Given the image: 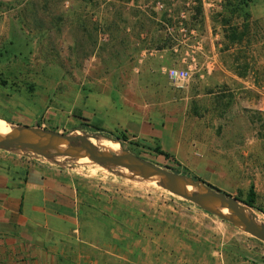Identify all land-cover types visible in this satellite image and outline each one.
I'll return each mask as SVG.
<instances>
[{
	"label": "rangeland",
	"instance_id": "374dc122",
	"mask_svg": "<svg viewBox=\"0 0 264 264\" xmlns=\"http://www.w3.org/2000/svg\"><path fill=\"white\" fill-rule=\"evenodd\" d=\"M199 5L203 27L192 19ZM234 5V0H0V80L6 83L0 84V120L14 127L82 134L72 130L84 114L90 125H104L120 137L122 131L113 125L118 116H126L118 109H127L171 122V128L184 133L193 128L205 135L207 147L184 142L176 152L168 151L188 167H177L176 160L155 152L158 141L148 146L127 137L119 144L141 159L183 168L241 199L253 186L257 210H245L260 213L264 224V0L246 8V20L240 12L231 13ZM112 22L118 29L112 30ZM202 65L209 77L223 74L217 70L224 65L251 82L248 105L241 102L237 115L202 113L201 89L194 94L198 108L192 109L190 93L199 86ZM170 68L190 69L188 90L172 86L166 75ZM217 86L202 91L229 100V91ZM100 140L108 141L93 139ZM54 159L93 174L98 187L111 189L120 202L139 203L149 218L171 220L175 253L190 263L264 264V243L156 182L116 167ZM167 228L165 223L159 227Z\"/></svg>",
	"mask_w": 264,
	"mask_h": 264
},
{
	"label": "crops",
	"instance_id": "0c3cea01",
	"mask_svg": "<svg viewBox=\"0 0 264 264\" xmlns=\"http://www.w3.org/2000/svg\"><path fill=\"white\" fill-rule=\"evenodd\" d=\"M219 68L223 74L209 77L202 65L199 86H191L192 109L198 108L194 94L201 89L202 113L237 115L241 102L248 105L253 86L224 65ZM211 85L229 91L230 99L221 102L214 94L206 95L202 89ZM118 110L126 116H118L113 128L130 139L148 146L158 141L169 155L184 142L191 148L207 147L205 135L193 128L184 133L171 128V122ZM175 160L180 167L189 166ZM92 175L54 158L30 164L17 153L0 149V264H192L175 253L178 244L171 220H164L168 231H161L163 222L149 218L139 203L120 202L111 189L98 187ZM184 246L185 242L180 248L185 250ZM189 255L200 260V255Z\"/></svg>",
	"mask_w": 264,
	"mask_h": 264
},
{
	"label": "water",
	"instance_id": "95a60500",
	"mask_svg": "<svg viewBox=\"0 0 264 264\" xmlns=\"http://www.w3.org/2000/svg\"><path fill=\"white\" fill-rule=\"evenodd\" d=\"M4 122L9 126V131L0 134V149L2 150L29 151L45 159L58 157L67 159L72 163L89 161L100 165L101 168L106 170L113 167L126 170L143 181L156 182L173 196L194 204L201 210L218 217L257 241L264 243V224L257 217V214L260 213L254 211V214H248L245 207L251 210L252 208L244 205L235 196L206 185L202 180H195L159 167L122 148V153L117 154L96 147L91 140L101 138L93 135L63 134L47 130H36L27 126L14 127L9 122ZM18 128L27 130L29 135H19L16 131ZM48 137H53L60 142L53 144ZM70 146H79L83 149L79 152H73L70 148H67ZM221 209L226 210L227 213H223Z\"/></svg>",
	"mask_w": 264,
	"mask_h": 264
},
{
	"label": "trees",
	"instance_id": "16d2710c",
	"mask_svg": "<svg viewBox=\"0 0 264 264\" xmlns=\"http://www.w3.org/2000/svg\"><path fill=\"white\" fill-rule=\"evenodd\" d=\"M254 1H256V0H234V3H235V5L232 7V9H231V13L232 14H235V13H237V12H240V14H243V19L244 20H246V18L248 17V12H247V10H246V8L252 3V2H254ZM230 7H231V5L230 4H228V3H226L225 4V6H224V8H225V10H229L230 9ZM196 14L194 15V17L192 18L196 23H197V25H199V26H201V27H203L204 26V24H205V18H204V15H203V12H202V5H199L198 6V8H197V10H196ZM114 25V26H113ZM112 30H116V29H118V26L115 24V22H112ZM236 30L233 32V38H236ZM0 84L2 85V86H5L6 85V83H4V82H1V80H0ZM77 131H79V132H81L82 134H84V135H87V136H89V135H93L94 137H98V138H101V139H105V140H108V141H102V140H100V141H93V139L91 140L93 143H97V142H99V143H103V142H110V141H117V142H121V143H125V142H127L128 140H127V135H125V133H123L122 132V134H121V136L119 137V136H117V135H115L113 132H110V131H106V130H104L103 128H99V127H94V126H92V125H90L89 124V122H88V119H86V118H83V117H80V124H78V126H76L73 130H72V132H77ZM155 152H157V153H159L161 156H163L166 160H168V159H172V160H174L175 161V159L173 158V157H171V156H169V154H167V153H165V152H163V151H161V149L159 148V146H156L155 147V150H154ZM175 163V165L177 166V167H180V165H179V163L178 162H174ZM158 165V164H157ZM159 167H162V168H166V169H168V170H170V171H173V172H175V173H179V174H182V175H184V176H187V177H191V178H193V179H195V180H199V178H197V177H195V176H193V175H191L189 172H187L186 170H183V171H180V170H182L181 168L180 169H171V168H169V167H166V166H164V165H158ZM205 184L206 185H209L208 183H206L205 182ZM209 186H211V185H209ZM212 188H215V187H212ZM241 196H236V198H238V200H240L244 205H246V206H248V207H250V208H252V209H256L257 210V208L255 207V203H256V201H255V198H256V194H255V191H254V189H253V186H250L249 187V189H248V191H247V193H246V197H245V199H241L240 198ZM260 211V210H259Z\"/></svg>",
	"mask_w": 264,
	"mask_h": 264
},
{
	"label": "built area",
	"instance_id": "2783aa9c",
	"mask_svg": "<svg viewBox=\"0 0 264 264\" xmlns=\"http://www.w3.org/2000/svg\"><path fill=\"white\" fill-rule=\"evenodd\" d=\"M167 78L172 86L178 90H187L191 80L189 68H170L166 71ZM27 163L40 161L43 157L29 151H14Z\"/></svg>",
	"mask_w": 264,
	"mask_h": 264
},
{
	"label": "bare ground",
	"instance_id": "6f19581e",
	"mask_svg": "<svg viewBox=\"0 0 264 264\" xmlns=\"http://www.w3.org/2000/svg\"><path fill=\"white\" fill-rule=\"evenodd\" d=\"M9 131V126L5 125L1 120H0V134H4V133H7ZM17 133L21 136H27L29 135L28 134V131L25 130V129H22V128H18L17 130ZM49 141L52 142L53 144H58L60 141L53 138V137H48ZM93 143V142H92ZM96 147H99V148H102V149H106L108 151H112L114 153H117V154H120L122 153V149H121V146L120 144H114V143H111L110 145H107V143H93ZM67 148H70L73 152H76V151H81L83 149V147H73V146H70V147H67ZM84 162H89V161H84ZM221 211L223 213H227L226 210L224 209H221Z\"/></svg>",
	"mask_w": 264,
	"mask_h": 264
},
{
	"label": "flooded vegetation",
	"instance_id": "af4514ba",
	"mask_svg": "<svg viewBox=\"0 0 264 264\" xmlns=\"http://www.w3.org/2000/svg\"><path fill=\"white\" fill-rule=\"evenodd\" d=\"M103 143H107V145H110L111 143H114V144H119L118 142H114V141H110V142H103ZM79 147V146H78ZM77 148V147H75Z\"/></svg>",
	"mask_w": 264,
	"mask_h": 264
}]
</instances>
